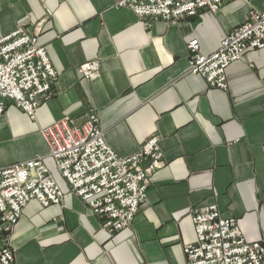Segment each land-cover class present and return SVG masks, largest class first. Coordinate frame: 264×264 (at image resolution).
I'll list each match as a JSON object with an SVG mask.
<instances>
[{
	"label": "crops",
	"instance_id": "1",
	"mask_svg": "<svg viewBox=\"0 0 264 264\" xmlns=\"http://www.w3.org/2000/svg\"><path fill=\"white\" fill-rule=\"evenodd\" d=\"M119 0H0V33L22 24L38 34L58 77L34 120L15 106L0 116V168L44 157L63 191L60 205L36 200L9 235L15 264H186L197 242L193 207L216 205L249 243L264 245V51L226 70L227 90L188 72V45L215 52L264 0H224L216 14L173 21L137 17ZM100 62V75L79 72ZM93 112L121 157L158 137L163 154L130 227L110 232L57 171L40 131Z\"/></svg>",
	"mask_w": 264,
	"mask_h": 264
},
{
	"label": "built area",
	"instance_id": "2",
	"mask_svg": "<svg viewBox=\"0 0 264 264\" xmlns=\"http://www.w3.org/2000/svg\"><path fill=\"white\" fill-rule=\"evenodd\" d=\"M224 0H119V8L141 19L173 21L200 11L218 13ZM22 24L0 33V116L15 106L34 120L38 107L50 97L58 74L47 49ZM264 51V9L252 10L209 54L198 40L188 45V72L201 76L213 89L227 90V68L251 50ZM79 72L88 80L100 75V62L88 61ZM48 156L73 193L102 219L103 227L119 232L132 225L147 200L146 183L159 168L162 151L158 137L150 138L135 154L121 157L106 143L92 111L82 125L64 118L40 131ZM39 156L0 168V264H15L9 235L33 200L42 206L60 205L64 194ZM191 217L197 242L185 247L186 264H264V245L249 243L235 218L223 217L216 205L193 207Z\"/></svg>",
	"mask_w": 264,
	"mask_h": 264
},
{
	"label": "rangeland",
	"instance_id": "3",
	"mask_svg": "<svg viewBox=\"0 0 264 264\" xmlns=\"http://www.w3.org/2000/svg\"><path fill=\"white\" fill-rule=\"evenodd\" d=\"M12 232V231H11Z\"/></svg>",
	"mask_w": 264,
	"mask_h": 264
}]
</instances>
